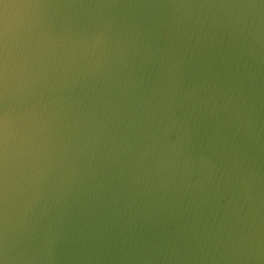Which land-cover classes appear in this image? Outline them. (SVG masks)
<instances>
[{"label": "water", "instance_id": "95a60500", "mask_svg": "<svg viewBox=\"0 0 264 264\" xmlns=\"http://www.w3.org/2000/svg\"><path fill=\"white\" fill-rule=\"evenodd\" d=\"M0 264H264V0H0Z\"/></svg>", "mask_w": 264, "mask_h": 264}]
</instances>
